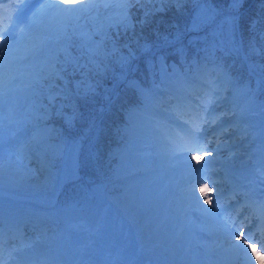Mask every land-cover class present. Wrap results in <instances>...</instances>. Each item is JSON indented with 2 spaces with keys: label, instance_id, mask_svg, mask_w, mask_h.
Instances as JSON below:
<instances>
[{
  "label": "snow or ice",
  "instance_id": "1",
  "mask_svg": "<svg viewBox=\"0 0 264 264\" xmlns=\"http://www.w3.org/2000/svg\"><path fill=\"white\" fill-rule=\"evenodd\" d=\"M30 2L31 16L26 17L17 35L32 36L33 43L25 47L23 55L9 58L12 45L8 42L14 39L20 24L17 16ZM190 2L159 0L161 10ZM249 2L227 0L222 16L209 10L205 18L216 27L196 52L176 37L147 30L156 0H0V9L4 10L0 17V142L5 136L12 142L21 129L28 133L23 150L4 164L17 171L24 169L29 178L49 184L53 170L63 159L67 143L64 129L75 128L84 119V109L91 101L101 113L112 110L117 93L127 87L139 100L128 110L130 115L139 104L166 100L171 105L174 97L165 93L164 86L194 67L212 65L216 79L224 85L213 90L215 98L202 104L205 116H211V106L218 100H227L220 96L221 91L231 95L233 104L242 99L245 109H264V0H258V13L245 18L242 13ZM141 15L143 26L138 33ZM16 44L20 45L19 39ZM198 119L208 125L216 117ZM131 134L130 128L116 129L122 139ZM198 155L194 153L192 159ZM206 155L211 154L205 152L200 163ZM108 158L115 165L112 179L120 183L121 196L130 210L142 216V199L131 180L140 175L138 154L125 145ZM25 160L35 167L26 165ZM201 191L207 210H212L213 191L207 185ZM248 207L244 205L237 216ZM259 208L264 213V203ZM234 234L245 250L253 248L243 231ZM9 242L0 240V245ZM3 250L0 247V264H8ZM257 264H264V257Z\"/></svg>",
  "mask_w": 264,
  "mask_h": 264
},
{
  "label": "rangeland",
  "instance_id": "2",
  "mask_svg": "<svg viewBox=\"0 0 264 264\" xmlns=\"http://www.w3.org/2000/svg\"><path fill=\"white\" fill-rule=\"evenodd\" d=\"M30 8L31 3L26 5L17 16L20 24H18L16 32L13 33L14 39L8 42L12 45V50L7 54L9 58L23 55L25 47L33 43L32 36L20 37L17 35L19 29L24 26L23 17L31 16ZM104 14L107 15V11ZM17 39L20 40L19 46L16 44ZM223 87L222 82L216 79V72L212 65L203 68L201 66L164 86L165 93L174 97L171 105L166 100L163 103L156 100L152 103L142 104L139 112H135L133 109L128 119L120 124L121 127L132 130V134L126 139L128 140V147L133 151L148 150L149 148L157 150L156 154L151 156L153 166L132 179V183L136 188L142 187L141 182L143 181L154 183L152 205L146 208L142 216H133L136 218H134V221L132 220L137 225V232L140 231L143 238L135 243L131 241L124 222V214H122L123 210L128 214L126 211L129 207L122 196H116V204L120 205L121 208L105 201L96 213L88 215L85 222H82V224L88 223L90 218L93 219L89 223L92 224L88 232L90 238L84 247L89 250L96 248L97 244L103 241L105 231L113 226L114 232L123 236L124 245L128 248V254L124 259V261H127L125 264H143V262L145 264H185L189 256V264H215L217 260L221 264H232L234 262L235 258L229 256V253H232L235 249L237 250L238 246L232 248L231 251H226L218 258L206 262L208 258L205 260L200 259L199 248H197L198 243H196L199 241V237L204 234L201 231L203 228H214L216 231L223 229L221 231L224 232L227 221L221 220L218 212L219 208L225 203L214 197V204L212 210H209V217L202 220L203 222L197 221L192 212L186 213L192 207L208 209L209 206L205 203V197L201 191L204 185H207L208 189L217 195L229 189L233 181L236 187H239L240 183H246L248 186L249 182L246 180V175H248L254 156L264 151V133H262L264 123L262 125L260 123L261 115H264V109L256 106L245 109V102L242 99L233 104L231 95L221 91L220 96L227 97V100H218L217 103L211 106V116H205L202 104L206 103L208 98H215L213 97L214 89H222ZM191 114H201L206 119L215 117L216 119L208 125H204L200 119L197 125L195 124L193 127L191 125ZM180 131L187 137L186 142H180L174 136V132L178 133ZM26 138L21 140L23 144ZM187 145L196 147L195 151H185ZM64 148L63 162L61 165L57 163L59 167L56 165V169L53 170L54 175L60 176L55 180L58 190V184L63 179L77 172L75 156L78 155V152L75 151V145L67 143ZM21 151L19 149L13 154L3 152L0 155V164L4 166H0V171L3 169L6 171L9 183L18 185L21 190L27 187V190L32 194L30 195L35 194L36 196L38 195L37 190L41 188L36 183L43 182V179L40 181L31 179L24 169L17 171V169L8 168L4 164ZM205 152H209L211 155L205 156L204 161H207V163L204 161L200 163ZM194 153H200L195 160L192 159ZM192 160L197 165L199 164L195 170L191 168L189 163ZM25 164L28 165L27 160H25ZM28 166L35 167L34 164ZM258 170H261L260 174L264 178V161ZM46 174L45 172L44 176ZM192 176H195L194 182L186 183L188 178ZM235 179L237 180L235 181ZM260 186L264 187L261 180ZM72 188H74L75 193L82 190L80 184H74ZM95 188L98 189L97 186ZM96 196H99L100 200L102 199L101 194L97 193ZM5 198H7L6 195L0 196V199ZM41 199L43 198L41 197ZM52 199L43 200L49 202ZM186 207H188L187 210H185ZM20 208L31 210L25 204ZM184 211L185 216L181 215ZM52 213L54 211L45 214V211L31 210V214L27 213V215L19 218L17 225L21 223L23 217L27 221L29 214L31 218H38V220L40 218L41 221L50 219L54 224L57 219L54 218ZM60 216L61 211L59 212ZM82 219L80 217L77 222L75 221V226H78ZM26 221L22 223L24 227H22L21 239H27L29 243L21 244L20 249L29 246L26 248L27 254L25 255H32V253H36L39 242L41 244L45 243L47 232L51 233L52 229L43 228L33 233L35 236L32 237L28 234L31 230L28 225L26 226ZM235 232L237 231L235 230ZM234 233L232 236L237 238ZM157 238L163 240V245L158 248L159 252L156 258L145 260L136 255L138 249L139 252H143L142 250L148 244L154 243ZM35 240L36 243H34ZM226 243L228 246L229 241H226ZM237 252L239 251L237 250ZM23 256L18 257V259H22ZM210 256L211 254L208 257ZM239 256L241 257V255ZM262 257H264L263 254ZM82 258L87 259V257ZM38 261H42L40 264H45L47 259L42 256L39 257ZM118 264H124V262L118 261Z\"/></svg>",
  "mask_w": 264,
  "mask_h": 264
},
{
  "label": "trees",
  "instance_id": "3",
  "mask_svg": "<svg viewBox=\"0 0 264 264\" xmlns=\"http://www.w3.org/2000/svg\"><path fill=\"white\" fill-rule=\"evenodd\" d=\"M260 7L261 4L258 0H250L242 15L247 18L254 12L258 13ZM209 10L219 13L221 16L224 15L227 11V0H207V3L204 0H191L190 3L185 5H172L164 10H161L159 0H156L153 15L149 18V24L146 27L153 34L165 33L176 37L177 40L182 41L185 45H190L192 49L199 52L205 43V36L216 27L205 18L210 14ZM218 23L219 20H217ZM140 26H143V15H141V25L137 27L138 33ZM239 68L240 64L237 62L236 70H239ZM140 78L143 80V77ZM144 84L149 86L147 81H144ZM108 87L111 86L108 85ZM117 96L115 107L103 113L94 106L95 101H91L89 106L84 109V119L75 128L64 129V138L67 143L74 144L76 151L79 149L80 161L85 169L86 176L91 178V184L97 181V177L100 178L112 173L115 165L111 164L108 158L109 154L119 152L125 147V139L116 135V129L128 119V110L139 103L138 97L127 87H121ZM137 107L139 105L135 108ZM95 138H99L102 145L97 161L94 160L95 156L92 150ZM138 157L141 161L140 154H138ZM140 167H146L144 162ZM100 182L99 180L98 183L100 184ZM120 187V185H113L109 191L110 193L119 194Z\"/></svg>",
  "mask_w": 264,
  "mask_h": 264
},
{
  "label": "bare ground",
  "instance_id": "4",
  "mask_svg": "<svg viewBox=\"0 0 264 264\" xmlns=\"http://www.w3.org/2000/svg\"><path fill=\"white\" fill-rule=\"evenodd\" d=\"M209 230H211L213 232H216V230L214 228H212V229L210 228ZM109 231L110 232H109L108 236L106 235V239L105 240H107V241L110 240L111 241V245H115L118 249H120L121 246H119V244H121L120 240L122 239V237L114 235L112 233L111 229ZM221 233L223 235H225V237L228 239L227 241H229L228 248L226 247L228 249V251H231L232 248H236V246H238L237 250L239 251L240 245L237 242V238H234L232 236V234L234 233V230H232V229L230 230L229 226L226 225L224 232L222 231ZM231 241H233V242L231 243ZM116 247L113 249V254H114L115 257H117L116 255L118 254V251H117ZM237 250L235 249L233 251L235 256H237V255H239L241 253V251L237 252ZM248 251L250 252L248 257L252 258L253 264H257L258 261L262 260V258H261L262 255L261 254L260 255L254 254V251H252L250 248H248ZM104 258H107V255ZM107 259H109V258H107ZM116 259H118V258H116ZM104 262H105V260H104ZM104 264H112V263H109V262L106 263L105 262Z\"/></svg>",
  "mask_w": 264,
  "mask_h": 264
}]
</instances>
